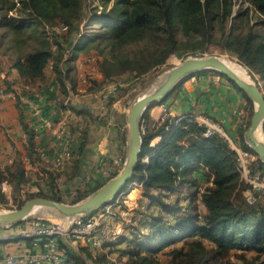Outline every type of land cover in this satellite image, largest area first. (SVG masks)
Returning <instances> with one entry per match:
<instances>
[{
  "label": "trees",
  "instance_id": "1",
  "mask_svg": "<svg viewBox=\"0 0 264 264\" xmlns=\"http://www.w3.org/2000/svg\"><path fill=\"white\" fill-rule=\"evenodd\" d=\"M85 1L0 0V25L6 26L14 36H20L29 23L28 19L8 15V12L23 7L29 10L26 15L30 18H34V12L39 16L57 15L63 20L50 22L49 26L63 23L67 25V30L54 34L53 38L50 37L52 40L71 31L73 20L80 17ZM109 1L103 0L99 11L91 7L84 23L85 31L75 43L66 39L65 42L71 45L68 58L52 51L47 38L46 44L34 47L21 57L17 56L11 65L7 64L8 69H14L18 80L24 85L44 89L45 85L42 87V84L47 83L45 70L51 61L54 73L52 81L57 84L50 86L65 97L69 90L76 91L74 63L80 53L90 54L86 47L92 43L99 51L95 63L102 74V79L95 82L93 87L99 88L128 69L139 66L143 72L165 62L171 52L184 56L186 52L178 51L179 42L175 38V27L179 23L182 31L199 32L203 38H212L218 31L225 50L234 55L254 79H258L257 83L262 84L260 87L264 92V0H246L249 5L235 11L233 0H112L111 5L103 6ZM43 33L46 37V31ZM149 42L155 43L154 50L147 51L138 46L132 57L124 52L127 45ZM58 44L63 50L62 42ZM102 46L109 47V51L104 52ZM121 50L123 55L115 54ZM149 53L152 56L148 61L139 57ZM211 71L221 75L246 99V119L238 127L237 142L242 148L252 151L243 138L252 114V101L226 75ZM157 104H149L144 111L142 125L145 131L141 133L138 163L130 180L142 182V193L137 201L140 203L143 197H147L150 200L147 211L137 224L127 226L130 237L126 233L117 243H104L107 252L100 250L94 256L88 252L87 258L94 260L92 264H114L108 254L116 252L118 259H123L121 264H264V206L250 205L245 200L244 191L248 186L239 176L235 151L223 137L218 134L204 136L202 126L184 118L175 122V117L168 116L157 125H151L149 111ZM68 105L77 114L83 113L69 102ZM21 121L28 136L26 152L32 158L35 154L33 132ZM156 136L160 140L151 145V140ZM86 142L87 131L84 128L72 138V153L77 155L72 161L74 169L80 165ZM120 145H124V140ZM145 155L148 156L147 162L143 161ZM121 160L123 162V155ZM120 167L116 166L107 179L114 176ZM252 168L264 172V163L257 155ZM202 169H206L205 174L212 178L211 184L202 191H193L199 185L198 177ZM74 173L75 170L68 177L72 179ZM26 178L19 161L0 168V182L8 179L19 187ZM49 182L51 191L47 197L63 201L55 190L54 180ZM102 184L91 186L72 202ZM2 201L4 198L0 191ZM231 250L236 252L232 260L228 259ZM68 256L75 264H82L76 257ZM160 256H165L167 262L161 263L158 260Z\"/></svg>",
  "mask_w": 264,
  "mask_h": 264
},
{
  "label": "crops",
  "instance_id": "2",
  "mask_svg": "<svg viewBox=\"0 0 264 264\" xmlns=\"http://www.w3.org/2000/svg\"><path fill=\"white\" fill-rule=\"evenodd\" d=\"M3 28H5L6 31L8 30L6 26H3ZM11 43H13V41ZM9 45L12 46V44ZM11 46L9 47L11 48ZM86 57L87 55L85 53H80L74 63L77 85L76 91H73V95H71V106L83 111V113L79 115L82 117L81 130L84 128L87 131V142L78 169H74L72 165L73 159L75 157L77 158V155L74 154L72 160L68 162L59 174L52 175L57 192L61 190L59 184L62 185L63 190L73 186L77 187L80 179L83 181L85 176L88 180L86 183L87 185L85 184L86 188L93 186L92 184L95 183L96 176L97 178L99 176H106L115 169L113 165V159L115 157L121 159L123 155L124 159L126 154V111L129 106L127 93L118 94L112 101H106L105 107L107 114L105 117L100 118L98 115L100 101L93 98L91 92L97 89L93 86H95V82H99L102 79V74L97 69L96 63L91 65L85 60ZM12 61L8 59L2 61L0 59V72L4 77V83L9 89H15L20 94H28V89L18 80L15 70L8 69V65H11ZM81 71L90 73L85 81H81L78 77ZM45 78L47 83L42 84V87L44 85L45 88L47 85L50 86V84H52L55 86L57 84L55 81H52L54 79V73L52 71L51 61L46 67ZM6 82H9L10 85ZM30 87L31 89L39 88L37 86ZM54 90L48 92L49 98L46 105L47 113L51 117L58 116L57 101L54 97L56 94L59 96V94L57 90ZM62 97L63 95H61V98ZM163 103L166 104L169 110V116L171 117L176 118L186 113H193L204 114L218 121L223 126L229 138L234 143L238 144V127H240L246 119L247 101L238 89L233 87L218 73L207 70L206 72H199L190 76L188 79L177 84ZM160 110V104L153 106L149 111L150 119L153 120L160 113ZM21 119L26 124L30 121L27 109L24 108L18 100L5 98L0 101V168H3L4 165L6 166L9 163L12 147H16L20 150L23 148L25 152L21 153L22 156L26 153L27 136L23 129ZM77 135V133H74V137ZM33 140L35 145L41 146V148L52 152V140L47 132L42 130L40 135L33 138ZM122 140H124L123 146L120 145ZM157 140H160L159 136L151 145H153L155 141L157 142ZM35 166L37 165L35 164ZM73 169L75 170L74 177L70 179L68 176L71 172H74ZM108 170L110 173H108ZM41 171L46 175L42 169ZM205 171L206 169H202L200 172L198 177L199 185L196 189H193V191H202L205 186L211 184L212 178L207 176ZM88 174L91 176L89 177ZM60 179L63 181H59L58 183ZM141 193L142 187L133 188L129 192L125 205L126 210H121L122 213H124L125 219L132 218L134 215L136 209L133 207L134 204L138 202L137 200L141 196ZM22 224L25 223L21 221L9 227L0 226L2 235L11 236L9 239H3L0 243V264H3V258L8 253L32 249V241L30 239H24L17 235L19 225ZM60 246L66 254L76 257V260L82 264L89 261L86 253L89 252L92 256L95 255L93 251L80 241L67 242V240H62L60 241ZM100 250L107 252L106 247L98 249L97 252ZM111 255L112 253L108 254L109 257Z\"/></svg>",
  "mask_w": 264,
  "mask_h": 264
},
{
  "label": "built area",
  "instance_id": "3",
  "mask_svg": "<svg viewBox=\"0 0 264 264\" xmlns=\"http://www.w3.org/2000/svg\"><path fill=\"white\" fill-rule=\"evenodd\" d=\"M66 30L67 25L63 23L46 26V33L50 37L56 33L65 32ZM85 60L91 65L95 64V58L92 55H88ZM88 75H90L89 72L81 71L78 77L81 81H85ZM125 85L126 84L122 80H112L91 92L92 97L100 101V110L98 113L100 118L105 117L107 114L105 107L106 101L116 97L117 92ZM25 86L29 91L28 94H20L15 89H9L5 85L4 77L0 72V101L5 98L16 99L27 109L30 118L27 125L33 132V138L39 136L42 130L49 134L52 140V152L34 144L33 149L35 154L32 156L31 160L37 166L40 163L39 166L43 165L45 168L50 166L49 169L61 172L72 159L71 142L74 133L79 135L82 128L81 115L77 114L68 105V102L71 104V95H73V91L69 90L68 95L62 98L60 95H55L54 98L57 101L58 116L51 117L47 113L46 105L49 98L48 92L54 90L53 86H46L44 89H31L29 85ZM160 107V113L152 120L151 125H157L169 116V110L166 104L162 102L160 103ZM182 118L187 121L196 122L198 125L202 126L204 128L202 132L204 136L218 134L228 141L229 146L236 154L235 161L239 176L248 186L244 191L245 200L250 205L259 204L264 206V172L260 169L252 168L256 160V154L234 143L218 121L204 114L186 113L176 117L175 122ZM140 131L141 133L145 131L142 123ZM155 139H158V136L151 140V144ZM157 143L158 140L157 142L155 141L153 145ZM11 149V152H13L9 158V162L14 158L16 151L20 150L16 147H12ZM143 161H148L147 155L143 157ZM121 163L122 160L119 157L113 159L114 167L120 166ZM0 187L4 193H7V199L11 201V196L9 195L11 194L10 184L4 180L0 183ZM138 187H142L141 181H130L127 188L110 202L82 218H35L26 221L25 224L19 225L17 235L24 239H30L32 241V249L6 254L3 258V264H75L74 260L70 258L60 246V241H80L93 252L102 248L104 243H117L119 238L128 233L127 226L130 224H137L147 211L150 201L147 197H143L140 203L136 202L134 204L133 208H135L136 211L132 218L125 219L124 213L116 208L119 204L118 199L121 195L126 193L127 197L133 188ZM124 202L126 204V200ZM128 236L130 237L129 233ZM9 237L11 236H4L0 232V243L3 239H9ZM118 246L119 245H114V247Z\"/></svg>",
  "mask_w": 264,
  "mask_h": 264
},
{
  "label": "rangeland",
  "instance_id": "4",
  "mask_svg": "<svg viewBox=\"0 0 264 264\" xmlns=\"http://www.w3.org/2000/svg\"><path fill=\"white\" fill-rule=\"evenodd\" d=\"M102 2H103V0H86L84 7H83V10L80 13V17L78 19L76 18L73 20V27H72L71 31L70 32L68 31L64 34L58 35L55 39H52V40H51V38H53L54 35H52V37L50 38V36L47 33H45L46 34V37H45L43 32L46 31V26H49L48 23L53 22L55 20H57V21L63 20L62 18H59L57 15H55L53 17L50 15L39 16L35 12L33 14L34 18H30L26 15L28 13L26 11H29V10L23 9V7H21V9L19 8L20 10L18 9V11L12 10V11L8 12V15H11V16L16 15V16H20V18L21 17L27 18L29 23L25 26V30H23L20 33V36H17V35L14 36V34L12 33L11 30L6 31L5 28H3V26L0 25V59L2 61H6L7 59L9 61H12L17 56H20V57L23 56L27 51L32 50L34 47H37L43 43L46 44V41L48 39H49L48 43H49V46L51 47L52 51H54L56 53H62L63 57L68 58L70 55V52H71V50H70L71 45L68 44V42L75 43L77 41L80 34L85 31L84 23L86 22L87 15H89V13L91 11L90 10L91 7H94L96 10L98 9L97 11H99V9L102 8ZM232 2H233V11L237 10V8L239 9L240 7H243V6L246 7L249 5V2H247L246 0H233ZM111 3H112V0H110L106 5L103 4V6H109V5H111ZM241 4H242V6H241ZM29 9H31V8H29ZM96 28H97V26H96ZM175 28H176L175 29L176 30L175 38L179 42V48H180L178 51L181 50L180 52H186L185 55L182 56L183 58H185L186 56H189V55H192V56H195V55H198V56H201V55H218V56L232 60V61L239 63L242 66H244L234 55L230 54L228 52V50H225V48L223 47V40L220 39V37H219L220 33L218 31H216L214 33V36L212 38H203L201 36L202 33L191 32V31H189L187 33V32L182 31L181 24H179V23L176 25ZM66 39H69L68 42H65ZM12 41H13V43H11ZM16 42H17V44H16ZM58 42L59 43L62 42V44L64 46L63 50L60 49L59 45L61 46V44H58ZM9 44H12V46ZM16 45L18 47H16ZM9 46H11V48ZM137 47L141 48V49L146 48L147 51L148 50L151 51V50H154L155 43L149 42L147 44L142 43L140 45L130 44V45H127L124 47V49H125L124 52H126L129 57H132V53L134 51H136ZM87 49L90 53V54H87V56L92 55L96 61L95 56H97V53H99V51H97L96 48H94V44L89 43V45L86 47V50ZM102 50L104 52H107V51H109V47L102 46ZM115 54L120 56V55H123V52H122V50L119 52L116 51ZM151 54L152 53L139 55V57H143L144 58L143 60L148 61L149 58L152 56ZM182 57H180L179 55L174 56V54L171 52L166 57L165 62L153 65V66L149 67V69L147 71H143V72L140 71V69L142 67H139V66L137 68H134V69H130V70L128 69L123 74H121V76H118L114 80V81L122 80L126 84L123 88H121L117 92V95L122 94V93H127L128 104L130 105L137 96H139L142 92L149 89L166 70H168L170 67L179 63L183 59ZM246 70L251 75V77L254 79V77L252 76L250 71L247 68H246ZM254 80L256 82H259L257 78H255ZM259 84H260V86H262L261 83H259ZM263 132H264V124H263ZM26 145H27V143H26ZM12 152H11L10 156L12 155ZM24 152L25 151L23 148L21 150L16 151L14 158L7 165L10 166L14 162L19 161L22 165L24 172L26 173L27 178L24 180V182L19 187H15L14 183H11L8 179H5L11 186V189H10L11 194H9L11 196V201L9 199H7V193H4L0 187V191H1L3 198H4V201L0 202V208L1 209L17 208L19 206V205H17L18 203H20V202L23 203L26 199H28L32 196H35V195L48 196L50 194V191H51L50 190L51 189V183L49 181L51 179H53L52 177L54 176V174L55 175L59 174V172H56L54 169H49L50 166L48 168L47 167L45 168L43 165L39 166L40 163L39 164L37 163L38 166H35L34 162L31 160V157L27 155V152L25 153L24 156L21 155V153H24ZM72 158H73V156H72ZM121 165H122V163H121ZM41 169L44 172H46L47 174L44 175L43 172L41 171ZM108 173H110L109 170H108ZM88 176H89V174H88ZM108 176H109V174H107L106 176H99L98 178L96 176L95 177V179H96L95 183H93L92 185L98 184L100 182L104 183L106 180H108L107 179ZM59 181L61 182L63 180L62 179L58 180V183H59ZM87 181L88 180L86 179V176H85L83 181H81V179H80V182H79L77 187H75V186L69 187L66 190H63L62 185L59 184V186H61V188H60L61 190H58L59 196L63 198L64 202L71 203L72 200H74V199L78 198L79 196L85 194V192L90 189V187L86 188V186H85ZM55 187H56V184H55ZM55 190L57 191V189H55ZM64 191L67 193H65ZM126 195L127 194L125 193L119 197V199H118L119 204L116 206V208L118 210H124V209L126 210V208H125L126 204L124 202L125 200H127ZM84 197H82V198H84ZM35 218L54 219L52 217H49V214H47V213L46 214L34 213V214L28 215L22 221L25 223L26 221H29V220L35 219ZM94 253L96 254L97 251H95ZM235 253H236L235 250H231V252H229L228 259H230V260L234 259ZM158 254H160V253H158ZM165 256L169 257L168 255H165ZM165 256H160L158 258V260L161 263H166L167 261H166ZM109 258L111 259V263H114V264H121L123 261V259H118L116 252L113 253ZM93 261L94 260L89 259V261L84 262V264H86V263L92 264Z\"/></svg>",
  "mask_w": 264,
  "mask_h": 264
},
{
  "label": "water",
  "instance_id": "5",
  "mask_svg": "<svg viewBox=\"0 0 264 264\" xmlns=\"http://www.w3.org/2000/svg\"><path fill=\"white\" fill-rule=\"evenodd\" d=\"M244 69V74L238 73L218 55L186 56L179 63L166 70L153 89L149 90L150 87L142 92L128 106L126 111V154L120 169L114 176L84 198L72 203L35 195L26 199L17 208H0V226L9 227L21 222L32 214V211L38 206L42 207L49 214V217L74 219L85 217L110 202L122 192V188L133 177L142 141L140 126L148 105L162 103L182 79L202 70H216L226 75L252 101V114L244 130L243 138L264 163V92L245 67Z\"/></svg>",
  "mask_w": 264,
  "mask_h": 264
},
{
  "label": "bare ground",
  "instance_id": "6",
  "mask_svg": "<svg viewBox=\"0 0 264 264\" xmlns=\"http://www.w3.org/2000/svg\"><path fill=\"white\" fill-rule=\"evenodd\" d=\"M221 59L224 62H226L233 70L237 71L238 73H240V74H244L245 73L244 66H242L241 64L236 63V62H234L232 60L226 59L224 57H221ZM160 79H161V77L151 86V88L149 90L153 89L156 86V84L160 81ZM34 213H36V214H46L45 211L43 210V208L39 207V206L36 207L34 209V211H32V214H34Z\"/></svg>",
  "mask_w": 264,
  "mask_h": 264
}]
</instances>
